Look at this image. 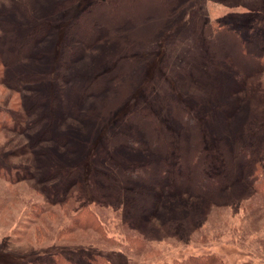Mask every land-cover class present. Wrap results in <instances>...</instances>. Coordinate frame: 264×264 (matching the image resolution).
Wrapping results in <instances>:
<instances>
[{
    "label": "trees",
    "instance_id": "16d2710c",
    "mask_svg": "<svg viewBox=\"0 0 264 264\" xmlns=\"http://www.w3.org/2000/svg\"><path fill=\"white\" fill-rule=\"evenodd\" d=\"M6 1L9 7L0 6V86L4 84L6 89H12L19 100L17 105L4 103L8 111L0 110V127L8 135L19 137L27 133V137L26 144L19 148L17 143L1 146L0 162L8 164L15 158L26 166H16L14 176L3 173L0 180H35L39 189L34 187L29 192L45 196L42 205L36 202V195L30 199L36 202L31 203L33 216H39L38 225L44 228L34 231L39 238L33 243L40 237L49 241L47 236L59 239L84 232L93 240L87 248H101L103 252L108 249L107 245L103 246L107 242L121 245L113 235L108 236L104 217L107 211L100 207L108 203L101 199L105 193L108 200L113 193L120 195L124 218L121 225L140 232L149 225L143 222L154 216L156 220L163 198L179 200L182 208L191 207L184 202L192 198L203 202L204 206H194L200 211L197 221L188 222L189 236L195 243L204 241L203 234L208 227H214L216 216L232 215L230 201L234 199L232 189L230 192L227 189L230 185L242 186L245 182L242 187L264 207V141L247 145L237 137H220L216 142L217 157L213 159L205 146L200 122L184 105L169 98L165 100L167 117L177 130L176 138L153 111L140 108L122 116L128 134L111 135L103 147H96L89 154L88 145L97 135L95 127L131 103L138 86L143 59L121 55V50L153 43L170 18L190 2L189 17L197 29L198 10L205 0H95L64 30L53 78L49 74V58L48 65L41 63L46 58L47 36L51 31L46 28L50 14L44 12L62 13L81 0ZM46 4L50 5L49 10L44 8ZM258 29L264 30V27L246 33L222 21H211L198 29L199 41L207 52L211 68L227 77L225 86L253 90L246 93L248 99H255L256 90L264 87L263 81L259 84L245 81L249 75L264 74V37L263 33L256 32ZM91 48L102 50L97 59L90 60L92 67L100 66L103 60L106 62L83 88V80L76 75L77 68L89 65L85 58ZM109 50L113 53L109 54ZM19 106L23 116L16 114ZM226 107V103L218 105L221 109ZM12 139L8 145L13 143ZM30 186L31 183L27 190ZM174 190L176 196L171 197ZM5 191L0 189V198ZM30 201L26 196L23 204L26 206ZM47 212L51 218L41 216ZM53 219L55 225L42 224ZM151 227L152 230L141 232L140 236H126L125 248L142 250L145 236L153 238L155 235L150 233L158 231L154 224ZM197 230L202 234L200 240L194 238ZM166 234L174 238L167 228L156 233L158 241ZM17 239L21 240V236ZM60 249L58 253L40 255L30 264H112L107 256L99 253L84 254L80 263L64 255V247ZM162 254L160 249H146L143 263L158 264ZM224 261L222 256L210 252L162 264H225ZM240 264L253 263L243 259Z\"/></svg>",
    "mask_w": 264,
    "mask_h": 264
},
{
    "label": "rangeland",
    "instance_id": "374dc122",
    "mask_svg": "<svg viewBox=\"0 0 264 264\" xmlns=\"http://www.w3.org/2000/svg\"><path fill=\"white\" fill-rule=\"evenodd\" d=\"M94 1L81 0L78 4L62 13L52 14L50 11L44 12L50 14L51 20H48L46 28L51 31L47 36L49 46L45 47L46 58L41 63H43V66L48 65L49 58L51 61L49 74L50 76L53 74L52 78L55 76V70H57V58L60 54L59 43H61L60 41L63 38L64 30ZM1 2L3 4H0V6L3 8L10 6V3L6 0H0ZM189 5L192 6L191 2L187 3L185 8L177 11L170 18L165 29L162 30V33L153 43L135 45L121 50V55L141 57L143 59L138 86L134 90L131 103L125 104L113 113L108 120L100 121L95 127L97 135L93 142L88 145L89 154H92L96 147H103L105 140L111 135L118 132L128 134L122 116L140 108H149L153 111L155 116L173 131L174 138H176L177 130L171 125L167 117L168 108L165 105L167 98L180 102L200 122L204 129L203 139L205 146L210 150L213 159L217 157L216 142L220 137H237L247 145L264 141V104L262 103L264 99H259L258 97H264V87L256 90L257 93L255 94L258 96L255 99H248L246 97L248 94L246 93L253 90L249 88H247L248 90L246 88L232 89L230 85L225 86L227 77L211 68L207 52L199 41V31L202 25L211 21H222L228 26L232 28L238 27L246 33H250L251 30L258 27H264V0H205L198 10L200 25H198L197 29L192 23L193 19L191 16L189 17ZM44 8L49 10L50 5L46 4ZM36 26H33L32 29ZM256 32L263 33L264 37V30L258 29ZM101 51L97 48L88 49L85 60L89 61V65L77 68L79 72L76 75L83 80V88L93 78H91V75L95 74L96 71H101L104 67L106 62L104 60L98 67L90 65V60L97 59L101 55ZM112 53L113 51L109 50V54ZM246 80L247 83L259 84V81H263L262 84H264V74L262 76L249 75ZM10 98H12L13 102ZM18 100L19 97L12 89H6L4 84L0 86V110L8 111L4 106H11V103L14 105ZM8 101V105L4 104ZM222 103H226L227 107L224 109L218 108V105ZM17 113L23 116L20 106ZM8 124L10 125L11 122ZM26 137L27 133L25 136L19 137L8 135L3 130V127H0V148L3 144L6 147H11L16 145L15 143L18 144L16 147L19 148L24 143L26 144ZM10 138H13V143L8 145ZM87 162L89 160L85 163ZM7 163L4 164L1 160L0 175L4 173L6 176H14V168L22 167L23 164L26 166L24 162L15 158ZM10 164L12 165L10 166ZM87 167L90 169V165H87ZM23 182L18 178L11 182L7 178L0 180V189L6 190V193L2 194L0 198V264H30L31 261H35L40 258V255L47 254V252L50 254L58 253L57 251L61 252L60 248L62 247H64V255L80 263L84 254L99 253L107 256L112 264H148L143 263L146 249H160L163 254L158 259V264H162L163 261L171 262V260L175 259H186L190 255L210 252H215L222 256L225 259V264H240L243 259H247L253 264H263L264 207L260 202H255L254 196L245 190L246 187H242L245 186V182L242 186L233 184L227 188L229 192L232 189L231 197L234 199L230 201L232 204V207H230L232 215L216 216L214 227H208L207 230L204 229L206 231L203 235L206 238L200 243L191 241L188 222L191 220L195 223L197 218H199L200 211L194 206H204L205 204L192 198L184 202L190 204L192 208L189 205H185L182 208L179 200L163 198L157 211L156 220L154 216L152 219L143 222L142 224L149 225H145L141 232L145 234L152 230L153 227L151 226L154 224L155 230H158L156 231L157 234L168 228L174 238L166 234L159 242V235L157 236L155 232H151L150 236H155L148 238L146 235L144 240L145 247L138 252L132 249L128 250L129 248H125L123 244L127 241L126 236H140L141 232L136 228L126 229L121 225V220L124 219L122 217L123 204L122 198L117 193L108 196L111 197L110 200L107 199V193L103 194L101 199L108 203L100 207L102 209L106 208L107 211V213H104V217L106 216L108 236L113 235L119 243L121 242V245H109V242H107L108 244L105 242L106 244H103V246L107 245L108 249L103 250V252H101V248H87L88 244L93 240L90 239V234L88 235L84 232L73 234L67 238L58 239L57 236L56 238L53 236L56 242L49 236L47 237L50 242L40 237L41 239L33 243L35 238H39L34 231L39 227L43 228V226L38 225L40 224V222H37L39 216L37 218L33 216L35 212H33L34 207L31 203L34 201H30V199H34L36 195V202L42 205L45 196L39 194V192L38 194L29 192L34 187L36 190L39 189L35 180L24 182L26 183L25 185ZM27 183H31L28 190L26 187L29 184L27 185ZM21 185L23 187L18 188ZM249 189L250 187H247V190ZM176 193L175 190L172 191L171 197L176 196ZM26 196H28L30 202L25 206L26 203H23ZM211 210H208V213L213 215ZM213 212L220 211L215 210ZM42 215H45L46 218L52 217L49 216L48 212ZM42 224L55 225L54 219L50 223ZM147 228L149 229L145 231ZM57 232L58 229L56 234ZM20 236L21 240L17 239ZM78 236H80V239L84 237L86 240L79 241ZM201 236L202 234L198 230L194 233V238L197 237L198 240H200ZM71 240H75V242ZM99 242L104 241L99 240ZM259 260L261 261L259 262Z\"/></svg>",
    "mask_w": 264,
    "mask_h": 264
}]
</instances>
